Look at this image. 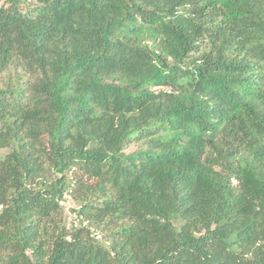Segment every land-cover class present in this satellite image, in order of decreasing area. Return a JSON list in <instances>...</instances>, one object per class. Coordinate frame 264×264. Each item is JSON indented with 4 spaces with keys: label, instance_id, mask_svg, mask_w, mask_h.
I'll use <instances>...</instances> for the list:
<instances>
[{
    "label": "trees",
    "instance_id": "obj_1",
    "mask_svg": "<svg viewBox=\"0 0 264 264\" xmlns=\"http://www.w3.org/2000/svg\"><path fill=\"white\" fill-rule=\"evenodd\" d=\"M25 1L0 0V264H264V0Z\"/></svg>",
    "mask_w": 264,
    "mask_h": 264
},
{
    "label": "rangeland",
    "instance_id": "obj_2",
    "mask_svg": "<svg viewBox=\"0 0 264 264\" xmlns=\"http://www.w3.org/2000/svg\"><path fill=\"white\" fill-rule=\"evenodd\" d=\"M23 1H24V0H23ZM30 4H31L30 0H26V1L24 2V6H23V8L26 10L27 7H28ZM142 145H145V144L142 143V141H141V143H134V144L128 146L127 148H125V151H126V153H129V152H135V151H137L139 148H141ZM0 211H1V207H0ZM64 214H65V218H66V219H65V221H66V225H70V224H71V223H70V221H71L70 214L67 213L66 210H65Z\"/></svg>",
    "mask_w": 264,
    "mask_h": 264
},
{
    "label": "clouds",
    "instance_id": "obj_3",
    "mask_svg": "<svg viewBox=\"0 0 264 264\" xmlns=\"http://www.w3.org/2000/svg\"><path fill=\"white\" fill-rule=\"evenodd\" d=\"M68 210L66 209V212H67ZM67 213H69V212H67Z\"/></svg>",
    "mask_w": 264,
    "mask_h": 264
}]
</instances>
